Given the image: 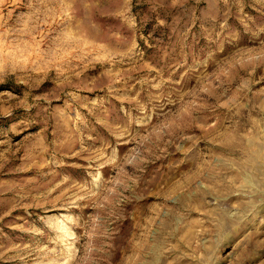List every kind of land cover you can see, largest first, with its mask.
<instances>
[{"label": "rangeland", "instance_id": "obj_1", "mask_svg": "<svg viewBox=\"0 0 264 264\" xmlns=\"http://www.w3.org/2000/svg\"><path fill=\"white\" fill-rule=\"evenodd\" d=\"M0 264H264V0H0Z\"/></svg>", "mask_w": 264, "mask_h": 264}]
</instances>
